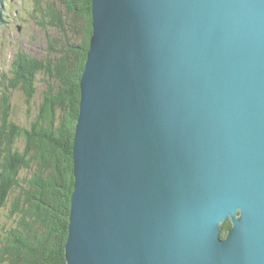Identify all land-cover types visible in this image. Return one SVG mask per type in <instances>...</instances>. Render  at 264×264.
<instances>
[{"label": "water", "instance_id": "water-1", "mask_svg": "<svg viewBox=\"0 0 264 264\" xmlns=\"http://www.w3.org/2000/svg\"><path fill=\"white\" fill-rule=\"evenodd\" d=\"M90 1L66 264H264V0Z\"/></svg>", "mask_w": 264, "mask_h": 264}, {"label": "trees", "instance_id": "trees-1", "mask_svg": "<svg viewBox=\"0 0 264 264\" xmlns=\"http://www.w3.org/2000/svg\"><path fill=\"white\" fill-rule=\"evenodd\" d=\"M4 2L0 0V28L12 23L4 18ZM61 3L64 12L42 8L37 0L30 21L55 28L65 37L62 42L49 39L43 56L17 50L1 75L0 217L8 223L0 226V264H66L74 187L71 152L79 80L91 36V1ZM39 88L41 102L34 117L27 125L14 121L11 93L18 90L29 105ZM230 226L229 221L221 225L222 237Z\"/></svg>", "mask_w": 264, "mask_h": 264}, {"label": "rangeland", "instance_id": "rangeland-1", "mask_svg": "<svg viewBox=\"0 0 264 264\" xmlns=\"http://www.w3.org/2000/svg\"><path fill=\"white\" fill-rule=\"evenodd\" d=\"M36 1L6 0L4 2V18L9 21L11 20L12 23L8 28L5 25H2L0 28V82L2 81L1 75L7 71L8 60L17 50H23L35 56H43L49 48V39L58 38L62 42L63 38H65L55 28H45L30 21ZM38 1H40L42 8L52 6L54 9L64 12L61 0ZM62 15L65 19L66 14ZM69 21L71 22L72 18ZM68 33L70 36L71 31L69 30ZM41 92L42 90L39 88L36 97L33 98L29 105H26L22 94L18 90L13 91L11 93L12 119L21 123V125H27L38 110L37 105L41 102ZM6 223L8 222L5 220L4 215H2L0 217V226Z\"/></svg>", "mask_w": 264, "mask_h": 264}]
</instances>
